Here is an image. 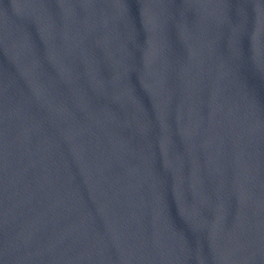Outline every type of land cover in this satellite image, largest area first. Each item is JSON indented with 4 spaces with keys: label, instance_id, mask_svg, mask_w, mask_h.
Here are the masks:
<instances>
[{
    "label": "water",
    "instance_id": "water-1",
    "mask_svg": "<svg viewBox=\"0 0 264 264\" xmlns=\"http://www.w3.org/2000/svg\"><path fill=\"white\" fill-rule=\"evenodd\" d=\"M0 264H264V0H0Z\"/></svg>",
    "mask_w": 264,
    "mask_h": 264
}]
</instances>
